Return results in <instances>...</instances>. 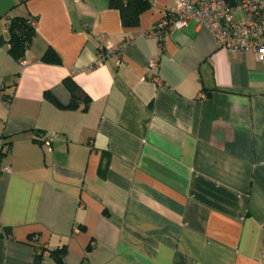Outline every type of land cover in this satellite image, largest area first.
<instances>
[{
  "label": "crops",
  "instance_id": "0c3cea01",
  "mask_svg": "<svg viewBox=\"0 0 264 264\" xmlns=\"http://www.w3.org/2000/svg\"><path fill=\"white\" fill-rule=\"evenodd\" d=\"M175 6L0 0L1 35L37 19L23 63L0 44V264H264V60L196 21L162 41Z\"/></svg>",
  "mask_w": 264,
  "mask_h": 264
},
{
  "label": "built area",
  "instance_id": "2783aa9c",
  "mask_svg": "<svg viewBox=\"0 0 264 264\" xmlns=\"http://www.w3.org/2000/svg\"><path fill=\"white\" fill-rule=\"evenodd\" d=\"M147 1L151 5L156 4V0ZM191 21L211 31L219 46L231 50H252L258 60H264V0H176V6L164 13L155 32L163 41L170 31L183 29ZM31 24L36 27L37 19H32ZM4 30L8 33L7 25ZM104 38V34L98 36L99 40ZM108 50L116 49L110 45ZM106 57L107 53L102 49L95 65L101 64ZM149 67L155 69L157 63L151 61ZM9 147L0 143V156ZM8 172H11V167L0 162V176ZM91 245L95 246V243ZM35 250L42 262L52 255L47 246Z\"/></svg>",
  "mask_w": 264,
  "mask_h": 264
},
{
  "label": "trees",
  "instance_id": "16d2710c",
  "mask_svg": "<svg viewBox=\"0 0 264 264\" xmlns=\"http://www.w3.org/2000/svg\"><path fill=\"white\" fill-rule=\"evenodd\" d=\"M110 5L120 11L122 22L127 26L138 24L142 12L146 8L152 6L147 0H110ZM32 19H34V17L31 16H6L5 24L8 26L7 37L0 34V44H8L9 53L19 61L24 59L31 42L37 33L36 27L31 24ZM44 60L55 63L60 62V58L53 50H49L45 54ZM63 83L72 94L73 104L69 107H76L74 103L79 99L84 98L86 109L90 100L76 81L69 76L63 80ZM48 97L49 99L52 98L50 95ZM51 253L52 256L60 258L57 252L52 251ZM60 260L63 261V258L61 257Z\"/></svg>",
  "mask_w": 264,
  "mask_h": 264
}]
</instances>
